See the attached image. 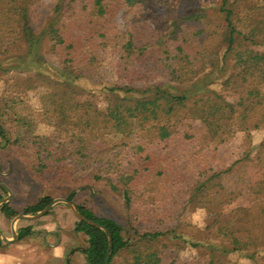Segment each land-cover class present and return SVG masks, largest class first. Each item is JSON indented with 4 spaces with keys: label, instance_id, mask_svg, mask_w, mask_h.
I'll return each instance as SVG.
<instances>
[{
    "label": "trees",
    "instance_id": "16d2710c",
    "mask_svg": "<svg viewBox=\"0 0 264 264\" xmlns=\"http://www.w3.org/2000/svg\"><path fill=\"white\" fill-rule=\"evenodd\" d=\"M171 2L0 0V66L16 54L31 60L9 69L34 66L46 44L40 63L57 74L36 70L5 82L0 136L46 187L69 188L68 201L99 184L119 201L128 225L76 205L111 234L109 264H243L255 260L260 232L226 214L237 195L223 184L231 169L218 152L237 131L250 139L264 131V30L256 25L264 0H217L223 23L212 30L207 6L180 0L163 30L153 21ZM123 11L132 15L121 31ZM212 72L223 75L221 91L199 94ZM37 89L39 110L24 98ZM14 116L22 120L11 134ZM71 123L78 132L70 133ZM249 152L263 173L242 212L264 227V138ZM51 202L44 197L27 211ZM193 212L202 219L183 220ZM75 231L87 238L86 264H105L106 232L82 221Z\"/></svg>",
    "mask_w": 264,
    "mask_h": 264
},
{
    "label": "rangeland",
    "instance_id": "374dc122",
    "mask_svg": "<svg viewBox=\"0 0 264 264\" xmlns=\"http://www.w3.org/2000/svg\"><path fill=\"white\" fill-rule=\"evenodd\" d=\"M50 0H45V3H49ZM198 3L203 4L209 8L208 23L205 24L207 30H212L217 26H221L223 21L216 14L213 9L216 6L217 0H197ZM180 0H172L170 6L165 10L162 18L156 16L153 23L163 30L171 26V23L176 19L178 14V5ZM131 13L127 11L121 12L117 18V25L121 31L126 30L131 25ZM159 17V16H158ZM259 23V24H257ZM256 23L262 30H264V21L261 19ZM262 23V24H260ZM47 45L43 44L37 53L40 58L36 61L34 66H23L19 70H12L9 68L17 67L22 61L30 62L31 57L23 58L22 55H12L6 60H3V66H0V94L3 93L5 82L16 77V75L23 79L29 77L35 71H43L49 75L57 76L56 72L52 70L48 65L44 66L40 63V59L46 56ZM33 65V63H31ZM110 70H114L115 61L110 60L108 62ZM225 77V76H224ZM223 81V75L216 72L209 73L205 76L203 83L205 87L198 90L199 94H202L205 89H216L221 91L219 83ZM24 98L33 106L36 110L41 107L40 96L42 93L40 89L26 91ZM21 118L10 117L8 124L10 126V133L12 134L17 126V123L21 121ZM79 130V126L71 123L69 126L70 133H76ZM136 134H133L130 138L132 144H136ZM264 138V131H253L252 139L246 137L245 132L237 131L232 139L222 145L219 148L218 160L227 171L223 175V184L225 188L237 195V199L234 203L230 204L226 208V214L233 217L234 223L238 225H246L251 227L258 233L259 236V248L258 254L253 261L243 260V264H264V227L261 220L256 216L249 213L244 214L242 212L247 208H250V199L252 198V186L261 177L263 171L258 168L257 161H255V154L250 153L257 143ZM250 142H252L250 144ZM3 145V147L1 146ZM6 144L0 137V182L5 183L13 189V193H16V200L20 201V204L25 202L26 198L37 199L40 195L41 198L49 197L53 200L63 198L66 199L70 194L69 188L60 187H46L40 179L32 174L20 157L16 155L12 144L7 148ZM42 198V199H43ZM24 199V201H23ZM73 203L76 205L84 206L90 209L97 216L112 218L120 222L121 224L128 225L129 219L125 213V210L120 205L119 201L114 198L103 185H97L93 190H80L74 198ZM241 212L236 215L237 212ZM21 213V212H20ZM202 219L199 212H193L183 215L184 221H200ZM78 219L71 212L68 205L59 203L52 208L45 217L35 222H22L20 225L25 226L28 229L27 235L23 240H17L16 244H5L0 241V264H86L85 255L82 253L87 246V238L84 234H78L75 229L78 224ZM1 228L6 236H10V228L8 220L1 223ZM61 245V247L53 251L55 245ZM82 248V249H81ZM79 251V253H75ZM190 255L188 254L187 257ZM68 261V263H67Z\"/></svg>",
    "mask_w": 264,
    "mask_h": 264
},
{
    "label": "crops",
    "instance_id": "0c3cea01",
    "mask_svg": "<svg viewBox=\"0 0 264 264\" xmlns=\"http://www.w3.org/2000/svg\"><path fill=\"white\" fill-rule=\"evenodd\" d=\"M0 184L5 185L10 191V192H8L5 188L0 186V195L2 196V199L0 201L10 197V199L8 201H5L4 203H2L0 205V233L3 234L9 240H13V232H16V234H17V239L13 240L12 242H4L1 239H0V241L4 242L5 244H14L15 245L17 240H23L25 238H28V237H26L28 229L25 226L20 225V223L22 224V222H35V221L41 220V218L45 217L46 215H44L43 217H40L38 219H35V220L20 219V220L15 222V219L19 216H33V215L38 214L40 211H42L45 207L35 214H33L32 212H29L27 210L32 206L38 205V203L42 200L43 197L41 198V195H40L37 199L26 198L25 202L23 204H20V201L16 200V196H15L16 193H13V191H12L13 189L8 187V185H6L5 183L0 182ZM23 201H24V199H23ZM5 205H7V208H4ZM8 212L12 213L14 216H8V214H7ZM5 220L6 221L8 220V223H9V228H10V233H11V235L9 237L6 236L5 233L2 232L3 229L1 228V223L3 224ZM60 247H61V245H59V244L55 245L53 248V251L56 250V252H57ZM75 253H79V251H77ZM67 263H68V261H67Z\"/></svg>",
    "mask_w": 264,
    "mask_h": 264
},
{
    "label": "water",
    "instance_id": "95a60500",
    "mask_svg": "<svg viewBox=\"0 0 264 264\" xmlns=\"http://www.w3.org/2000/svg\"><path fill=\"white\" fill-rule=\"evenodd\" d=\"M1 187L5 188L8 192L9 189L3 185V184H0ZM10 199V197H8L7 199H4L2 201H0V205L2 203H4L5 201H8ZM59 203H63V204H66L69 206L71 212L76 216V218L78 219V221H82V222H85L91 226H95V227H98V228H101L103 231L106 232V234L108 235V239H109V250H108V254H107V258H106V262L105 264H109L110 262V259H111V254H112V249H113V242H112V236L111 234L109 233V231L102 227V226H99L97 223L87 219L86 217H84L76 208L75 204L73 202H70L68 201L67 199H63V198H59V199H55L53 200L49 205H47L42 211H40L38 214L36 215H33V216H19L15 219V222L20 220V219H28V220H35V219H38L40 217H43L44 215H46L55 205L59 204ZM14 222V223H15ZM0 239L4 242H12L13 240H16L17 239V234L16 232H13V240H9L7 239L3 234L0 233Z\"/></svg>",
    "mask_w": 264,
    "mask_h": 264
},
{
    "label": "flooded vegetation",
    "instance_id": "af4514ba",
    "mask_svg": "<svg viewBox=\"0 0 264 264\" xmlns=\"http://www.w3.org/2000/svg\"><path fill=\"white\" fill-rule=\"evenodd\" d=\"M0 137H1V136H0ZM1 139L4 141V143H5V144H6V146L8 147L9 145H7V142H6V140H5V139H3L2 137H1ZM1 146L3 147V145H1ZM6 146H5V147H6ZM7 147H6V148H7ZM0 175H1V171H0Z\"/></svg>",
    "mask_w": 264,
    "mask_h": 264
}]
</instances>
